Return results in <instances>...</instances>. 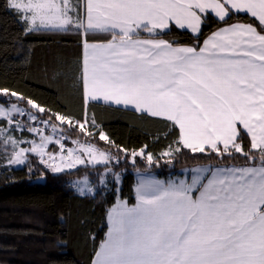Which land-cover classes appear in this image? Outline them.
Segmentation results:
<instances>
[{
  "label": "snow or ice",
  "instance_id": "6c2138e0",
  "mask_svg": "<svg viewBox=\"0 0 264 264\" xmlns=\"http://www.w3.org/2000/svg\"><path fill=\"white\" fill-rule=\"evenodd\" d=\"M7 4L26 25V33L43 29L81 37L76 79L82 84L84 119L52 116L87 137L98 135L107 145L102 149L75 140L77 149L65 150L63 135L54 139L42 135L41 128L29 127L27 131L41 134L40 143L31 141L30 148L19 147L23 141L11 135L3 137L5 145L19 148L9 163H24L28 152L43 158L47 145L55 142L61 149L59 163L54 154L47 155L54 162L48 166L56 173L78 165L119 163L121 154L131 157L133 164L140 156L152 165L150 152L121 147L100 128L95 114L88 117L90 101L130 107L164 122L168 129L164 135L175 132L176 138L161 156L188 149L215 153L221 159L239 154L245 161L192 169L190 183L141 177L135 204L117 198L107 210L108 230L92 264H264V0H7ZM241 13L252 22L226 23ZM210 15L225 26L202 45H178L163 38L179 29L198 39ZM96 34L107 38H90ZM0 94L25 100L40 113L50 111L8 88H0ZM14 113L37 120L15 103L0 104V118L9 125ZM50 121L51 117L41 123L56 133L58 126ZM15 123L22 130L20 122ZM109 172L112 169L106 167L105 174ZM113 176L119 183L120 173ZM77 190L82 196L93 192L90 186Z\"/></svg>",
  "mask_w": 264,
  "mask_h": 264
},
{
  "label": "trees",
  "instance_id": "16d2710c",
  "mask_svg": "<svg viewBox=\"0 0 264 264\" xmlns=\"http://www.w3.org/2000/svg\"><path fill=\"white\" fill-rule=\"evenodd\" d=\"M232 22L251 23V17L238 14L227 19ZM225 22L209 16L199 38L189 31L173 29L163 38L178 45L201 44L213 30ZM26 25L18 14L8 7L7 0H0V88H8L34 100L44 107V113L25 100L0 94V104L8 102L28 111H33L39 120L55 123L58 130L70 139L83 135L74 127L61 125L52 113L71 117L74 121L84 119L85 104L79 75L81 37L75 32L39 30L25 32ZM91 39H105V34H96ZM88 117L95 114L100 128L121 147L151 153L154 163L149 165L144 157L137 156L133 164L131 157L120 155L117 164L78 165L63 172H53L33 153L19 167L9 163L10 157L2 148L0 140V264H91L95 251L107 231V210L115 203L117 195L134 204L133 184L136 171L148 169L158 178L178 174L184 168L199 165L229 166L243 165L244 158L216 156L215 153H192L182 149L171 157L160 159L168 149L176 133L164 135L168 129L164 122L141 116L134 110L89 102ZM5 119H0V127ZM91 128V126L89 125ZM93 132L97 129L91 128ZM87 142L106 149L98 135ZM146 146V147H145ZM245 149L249 141L244 139ZM115 153V149L112 150ZM162 161V163H161ZM113 162V161H112ZM107 168L112 172L105 174ZM120 173L117 191L112 182V173ZM108 177L105 186H97L99 179ZM44 177V182L31 183ZM86 177L96 185L93 194L80 195L74 190L72 181Z\"/></svg>",
  "mask_w": 264,
  "mask_h": 264
},
{
  "label": "rangeland",
  "instance_id": "374dc122",
  "mask_svg": "<svg viewBox=\"0 0 264 264\" xmlns=\"http://www.w3.org/2000/svg\"><path fill=\"white\" fill-rule=\"evenodd\" d=\"M11 104L12 103L8 102V104L7 105H4V106L5 107H8ZM19 108H21V107H19ZM22 109H24V108H22ZM24 110H25L26 113L30 112V113H32L33 115L36 116V114L33 112L35 110L34 108L31 107V110H33V111H28L26 109H24ZM0 119H5V118H0ZM16 121H19L20 122V124L22 126V130H18L16 128V123H15ZM41 121H43V120L37 119L36 121H30L28 119V116L27 115L21 116L19 114H15V113L13 114V124L9 125L7 123V120L5 119V125L2 126V127H0V129H3L4 130L3 133H0V140H1L2 148L6 151L5 153L10 157V159L12 158V156L14 154V151H18L19 148L13 149V146L11 144L5 145L3 143V137L4 136L11 135L17 141H23L22 143L19 144V147H23V148H30L32 146L31 143H30L31 141H35L36 143H40L41 134L27 131V129L29 127L41 128V129H43L42 135H52V136H54V139H58V138H60L61 135H63L64 138L61 140V143L64 144L65 150L66 149H77L78 146L73 143V141H75V140H79L80 142H85V140H84L85 137H86L85 135H82L80 137V139H70V138H68V136H66L65 134H63L62 132H60L58 129H57V132L56 133H53L51 126L50 125L49 126H45L44 124L41 123ZM45 152H46V155L43 158L39 154H37V153H33V152H28V153H33L34 155H36L39 158V160L42 161L48 168H50L48 165H50V164H52L54 162L52 160H49L47 154H54L56 156L55 163H59V156L61 155V149H60V145L59 144H57L55 142L48 144L47 147H46V149H45ZM28 153L25 154L26 155V159H27V154ZM63 154H66V151ZM159 157H160V159L163 160V159H165L168 156H161V154H160ZM26 159L24 160V162L26 161ZM119 161H120V159H119ZM111 163H113V164L115 163L116 164L117 162L115 160H113V162H111ZM161 163H162V161H161ZM10 164L12 166H14V167H19L23 163L22 164L10 163ZM207 166H211V165H207ZM198 167H204V165L194 166V167H191V168H184V169L180 170V172L178 174L169 175L167 178H164V179L163 178H158L157 176H155V174L153 172H151L148 169H144L143 171H136L135 172L134 185H133L134 204L136 203L135 186L139 182V180L141 179V177H144L146 179L152 178V179H156V180H161V181H164L165 183H167L169 180L175 181L177 183L180 180H185L186 182L190 183L191 182V179H192V176L194 175L192 169H195V168H198ZM109 173H111V172H109ZM209 174L210 173H206L205 175L207 176ZM85 178L86 177L73 179L72 186H73L74 190L77 191V192H78L77 186L78 187H85V188L87 186H90V187H92L93 192L92 193H88L87 191H85V194H93L94 191L96 190V185L95 184L93 185V183L91 182V180L88 179V178H87V185H85V183H84ZM102 178L104 180L103 183H101V179ZM107 180H108V177H106L105 175H103L99 179V182H98L97 186H99V187L100 186H105ZM111 180L114 183L115 190L117 191V188H118V185L119 184L116 182V180H115V178L113 176V173H112ZM77 182H79L78 185H77ZM205 182H206V180H205ZM74 185H77V186H74ZM117 198L121 199L118 195H117ZM117 198L115 200V203L117 201ZM121 200H123V199H121ZM104 237H105V235H104ZM93 259H94V257H93Z\"/></svg>",
  "mask_w": 264,
  "mask_h": 264
},
{
  "label": "crops",
  "instance_id": "0c3cea01",
  "mask_svg": "<svg viewBox=\"0 0 264 264\" xmlns=\"http://www.w3.org/2000/svg\"><path fill=\"white\" fill-rule=\"evenodd\" d=\"M234 23H237V22H232V23H230V24H234ZM240 23H242V22H240ZM225 26V25H224ZM224 26H221V27H219V28H222V27H224ZM219 28H217V29H219ZM217 29H215V30H213L212 32H214V31H216ZM212 32H210L204 39H206ZM203 39V40H204ZM203 40H202V42H201V44L200 45H202V43H203ZM84 99V98H83ZM91 102H97V101H91ZM97 103H102V104H105V105H110V104H106V103H104L103 101H100V102H97ZM111 106H116V107H122V108H125L124 106H117V105H111ZM127 109H131L130 107L129 108H127ZM132 110V109H131ZM204 166H207V165H204ZM212 167H216V166H212ZM134 180H135V174H134ZM120 182V181H119ZM119 184V183H118ZM134 185V184H133ZM107 229H108V222H107ZM94 257V256H93ZM93 260V259H92ZM91 264H92V262H91Z\"/></svg>",
  "mask_w": 264,
  "mask_h": 264
},
{
  "label": "water",
  "instance_id": "95a60500",
  "mask_svg": "<svg viewBox=\"0 0 264 264\" xmlns=\"http://www.w3.org/2000/svg\"><path fill=\"white\" fill-rule=\"evenodd\" d=\"M43 182H44V177L36 178L31 181V183H39V184H42Z\"/></svg>",
  "mask_w": 264,
  "mask_h": 264
}]
</instances>
